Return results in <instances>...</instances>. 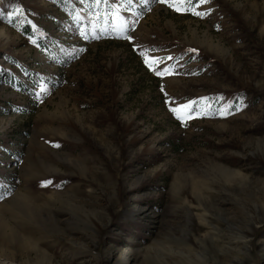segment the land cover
Instances as JSON below:
<instances>
[{
	"label": "rangeland",
	"instance_id": "rangeland-1",
	"mask_svg": "<svg viewBox=\"0 0 264 264\" xmlns=\"http://www.w3.org/2000/svg\"><path fill=\"white\" fill-rule=\"evenodd\" d=\"M169 3L0 0V264H264V0Z\"/></svg>",
	"mask_w": 264,
	"mask_h": 264
},
{
	"label": "snow or ice",
	"instance_id": "snow-or-ice-1",
	"mask_svg": "<svg viewBox=\"0 0 264 264\" xmlns=\"http://www.w3.org/2000/svg\"><path fill=\"white\" fill-rule=\"evenodd\" d=\"M178 2L180 4H183L186 2V0H178ZM200 3H206L207 0H199ZM160 3H168L169 7L175 8L176 11H181L183 10L181 7L177 6V3H169V0H160ZM191 10V9H189ZM194 15L197 16H203L206 15V13L204 12H198V11H193ZM143 55V53H141ZM145 63L148 64V59H145ZM149 67H151V65H149ZM167 71V70H165ZM157 75H160L159 72H157ZM189 104H191V102H189L188 104H182L179 105L178 107H173L172 109H170L174 114H176L177 118L180 119L181 121H183L184 117H185V110L189 107ZM46 183H50V181H44L42 182V184H46Z\"/></svg>",
	"mask_w": 264,
	"mask_h": 264
},
{
	"label": "trees",
	"instance_id": "trees-1",
	"mask_svg": "<svg viewBox=\"0 0 264 264\" xmlns=\"http://www.w3.org/2000/svg\"><path fill=\"white\" fill-rule=\"evenodd\" d=\"M20 27L23 30L24 34H27L29 38L35 42V44L39 45L41 50L46 49V47H49L50 44L47 43L44 38L40 36L39 32L32 30L28 23H24ZM0 74H2L1 71Z\"/></svg>",
	"mask_w": 264,
	"mask_h": 264
},
{
	"label": "bare ground",
	"instance_id": "bare-ground-1",
	"mask_svg": "<svg viewBox=\"0 0 264 264\" xmlns=\"http://www.w3.org/2000/svg\"><path fill=\"white\" fill-rule=\"evenodd\" d=\"M22 202V201H21Z\"/></svg>",
	"mask_w": 264,
	"mask_h": 264
}]
</instances>
